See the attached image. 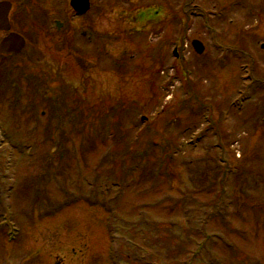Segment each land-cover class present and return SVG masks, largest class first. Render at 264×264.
I'll use <instances>...</instances> for the list:
<instances>
[{
    "label": "rangeland",
    "instance_id": "374dc122",
    "mask_svg": "<svg viewBox=\"0 0 264 264\" xmlns=\"http://www.w3.org/2000/svg\"><path fill=\"white\" fill-rule=\"evenodd\" d=\"M2 1L0 264H264V0Z\"/></svg>",
    "mask_w": 264,
    "mask_h": 264
},
{
    "label": "trees",
    "instance_id": "16d2710c",
    "mask_svg": "<svg viewBox=\"0 0 264 264\" xmlns=\"http://www.w3.org/2000/svg\"><path fill=\"white\" fill-rule=\"evenodd\" d=\"M0 59H2L3 61H5V62H9V61H12V59H16V57H0ZM4 65H7V64H4ZM3 65V66H4ZM7 67H9V66H7ZM8 68H4V70H0V86H5V87H7V88H9V85H11V86H14V85H16L17 83H18V81H21L22 80V77L24 76V74H23V72L21 71V70H18V72H19V78H18V81H16L15 82V80L13 81V80H11L10 79V76L8 75V73H9V70H7ZM3 72H4V74H3ZM13 76H14V73H13ZM11 80V81H10ZM14 82V83H13ZM28 84L29 83H27V86H28ZM43 84V83H42ZM44 85V84H43ZM34 88V87H33ZM32 88V89H33ZM66 88H63L62 89V91L64 92V94L66 93ZM67 90H69V88L67 89ZM64 94H62V93H58L57 95V98H55V99H48V102H46V103H50V104H52V105H50L51 106V108L52 109H55V112H57V109L55 108V106L57 107H59L58 108V112H59V110L61 109L62 110V107L63 108H65L66 107V101H65V96H64ZM68 103V102H67ZM67 109V108H66ZM83 111V110H82ZM92 114V113H91ZM58 115V114H57ZM58 118H59V124L57 125V127L55 128V132L57 133V135H58V138L60 139L61 138V136L63 137L62 139H60V141H58V144L61 146L62 145V141L64 140V136H65V134L64 133H61V122L65 119V120H69V118H71V121H72V123L74 124V125H82V128L79 130V133H82L83 131H88L87 130V127H86V125L87 124H84V121H86V119H85V117H84V115L81 113L80 114V112H78V111H76L75 112V110L74 109H68L67 111H66V113L64 114V115H61L60 114V112H59V115L57 116ZM91 127V129H93V125H90ZM118 126V125H117ZM116 127V126H115ZM253 128H255L254 126H252ZM86 128V129H85ZM85 129V130H84ZM121 130H122V128H121ZM88 134V133H87ZM85 136V135H84ZM122 137V136H121ZM125 137V139H126V136H124ZM46 139L47 140H49V141H51L50 139H51V133H49L48 135H47V137H46ZM93 144V140L91 139V137L90 136H85V139H84V142H82V145H85V147H86V153H91V152H93V150H94V148H91V145ZM155 150L156 149H154V147H151L150 148V150H146L142 155H140L138 158H139V162L140 163H143V162H145L149 157H155L156 158V155H155ZM85 153V154H86ZM134 159H136V157L134 158ZM160 157L157 159L156 158V160L154 161V166H159L160 165ZM144 174V176L146 175V174H148L150 177H146V178H148V179H150V178H156V179H158V177L157 176H155L154 175V170L153 169H146L145 168V173H143ZM169 175H171V174H169Z\"/></svg>",
    "mask_w": 264,
    "mask_h": 264
},
{
    "label": "water",
    "instance_id": "95a60500",
    "mask_svg": "<svg viewBox=\"0 0 264 264\" xmlns=\"http://www.w3.org/2000/svg\"><path fill=\"white\" fill-rule=\"evenodd\" d=\"M71 7L77 16H84L89 12L91 6L89 0H71ZM11 10L12 4L10 2L0 3V32H10L9 15ZM57 25L60 28L62 26L60 23H57ZM192 45L198 55L204 53L205 48L201 42L194 41ZM25 46L26 41L23 37L11 33L0 43V55H19Z\"/></svg>",
    "mask_w": 264,
    "mask_h": 264
},
{
    "label": "flooded vegetation",
    "instance_id": "af4514ba",
    "mask_svg": "<svg viewBox=\"0 0 264 264\" xmlns=\"http://www.w3.org/2000/svg\"><path fill=\"white\" fill-rule=\"evenodd\" d=\"M154 1V4L156 5V8H157V4H156V1L155 0H153ZM153 4V5H154ZM153 5H151L150 7H147L146 9L148 10V11H150V13L152 12L153 13V16H154V18L156 17V24H155V26L157 25V18L159 17V15L161 14V13H159L158 11H157V9H154V6ZM145 9V10H146ZM161 9V7L159 8V10ZM164 9V8H163ZM143 11V10H142ZM142 11H140L141 13L140 14H142ZM154 11V12H153ZM144 15H145V13H143ZM143 15V16H144ZM143 16H140V18H142ZM153 18V19H154ZM140 20V19H139Z\"/></svg>",
    "mask_w": 264,
    "mask_h": 264
}]
</instances>
